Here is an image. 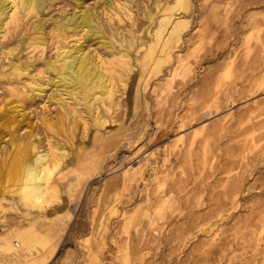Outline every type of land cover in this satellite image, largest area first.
I'll list each match as a JSON object with an SVG mask.
<instances>
[{
  "label": "rangeland",
  "instance_id": "1",
  "mask_svg": "<svg viewBox=\"0 0 264 264\" xmlns=\"http://www.w3.org/2000/svg\"><path fill=\"white\" fill-rule=\"evenodd\" d=\"M103 1L83 6L143 42L132 54L86 41V28L56 34L72 0L43 14L42 46L28 45L40 12L0 30V112L20 119H0V162L32 141L67 166L43 208L0 195V264H46L56 243L62 264H264V0ZM163 16L178 23L166 48ZM80 43L113 75L92 107L46 69ZM16 59L30 70L7 80Z\"/></svg>",
  "mask_w": 264,
  "mask_h": 264
},
{
  "label": "bare ground",
  "instance_id": "2",
  "mask_svg": "<svg viewBox=\"0 0 264 264\" xmlns=\"http://www.w3.org/2000/svg\"><path fill=\"white\" fill-rule=\"evenodd\" d=\"M72 1H74L75 6L79 7V10L69 14L63 13L58 20L52 22L53 31L56 34L61 35L72 30L80 31L86 28L84 31L86 41L99 43L112 55L120 53L121 58L122 55L132 54L137 46L142 45L143 42L138 43L134 37L125 39L121 34L112 29L108 23L103 24L104 22L102 23L98 18L97 10H90L83 6L84 0ZM164 1L163 4L159 1L156 2L155 7L158 11L172 9V5L168 3L169 1ZM53 2L54 0H0V30L5 29L9 23L18 22L25 15H37L40 12L43 17L35 25L28 45H35L37 47L44 45L47 42V38L43 34V29L47 18L43 14H45ZM102 3L110 5V0H104L100 5ZM12 8L13 11L10 12ZM7 18L8 20L5 21ZM152 20L153 15L150 14L149 21L152 22ZM169 20V17L163 16L156 32V38H162L161 46L163 48L167 47L170 43V38L177 33V22L172 21V25L168 29L166 28ZM4 24H6L5 28L2 27ZM165 30L167 31L164 34ZM157 39L156 41H158ZM148 48L150 50V47ZM145 55L150 56V52H147ZM96 58V53L86 50V43L70 45L69 49L59 51L58 57L46 65L47 71L53 74V78L49 79V82L62 91L61 95L65 93L75 102L87 104L89 107L94 106L98 98L96 94L103 91L111 93L113 90L111 84L114 82L113 75L111 76V68H105L102 65L103 63L100 64V61H97ZM17 62L19 61L16 59V62L11 66L6 75L7 80L19 78L21 74L29 72L30 64L23 65ZM57 95L59 94L55 93V96ZM63 103L65 105L68 104L67 101H63ZM17 114L15 109H4L0 112V119L4 121H18L20 119ZM64 158L65 153L58 152L53 146L41 150L32 141L24 142L23 145L17 146L9 161L0 162V181L5 180L13 184L15 188L10 189L8 187L6 190L0 191V193L2 192L0 195L18 192L30 206L43 208L50 199L52 191L51 183L54 180L55 173L67 167L64 165ZM56 250L57 247H50V258L53 257Z\"/></svg>",
  "mask_w": 264,
  "mask_h": 264
},
{
  "label": "crops",
  "instance_id": "3",
  "mask_svg": "<svg viewBox=\"0 0 264 264\" xmlns=\"http://www.w3.org/2000/svg\"><path fill=\"white\" fill-rule=\"evenodd\" d=\"M56 244H57V250L53 254V257H51L49 260H46V261H50V262H48L46 264H62V262H61L62 260H59L58 262H56L58 257L60 256V248H58V243H56ZM49 252H50V250H49Z\"/></svg>",
  "mask_w": 264,
  "mask_h": 264
}]
</instances>
